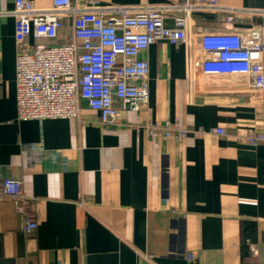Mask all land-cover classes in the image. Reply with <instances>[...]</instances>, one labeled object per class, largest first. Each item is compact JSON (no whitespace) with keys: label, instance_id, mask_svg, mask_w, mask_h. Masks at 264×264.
<instances>
[{"label":"crops","instance_id":"crops-1","mask_svg":"<svg viewBox=\"0 0 264 264\" xmlns=\"http://www.w3.org/2000/svg\"><path fill=\"white\" fill-rule=\"evenodd\" d=\"M71 1L135 11L179 0ZM13 8L0 0V179L22 181L37 228L25 232L0 198V264H187L185 253L194 264H264V144L244 138L264 130V104L251 101L248 80L194 73L186 43L158 40L139 53L147 102L133 110L115 99L117 123L83 100L74 117L19 120ZM259 9L264 0H220L191 12L190 31L264 28ZM162 14L174 25L176 11ZM62 23L52 42L70 40L71 17ZM175 122L184 136L148 131Z\"/></svg>","mask_w":264,"mask_h":264},{"label":"built area","instance_id":"built-area-1","mask_svg":"<svg viewBox=\"0 0 264 264\" xmlns=\"http://www.w3.org/2000/svg\"><path fill=\"white\" fill-rule=\"evenodd\" d=\"M220 0H179L160 7L132 11L121 5L97 7L88 1L78 7L71 0H52L51 7H35L32 0H14L15 85L19 120L74 117L79 102L98 111L100 122H118L119 108L137 110L148 99V63L139 53L150 44L165 40L189 47V61L194 73L210 76L242 77L248 80L251 101L264 104V28L252 27L245 32L231 30L190 31L189 19L195 10L217 9ZM176 11L174 25L165 24L162 11ZM258 12L264 15V9ZM71 17L70 40L52 42ZM225 16V23L231 21ZM48 40L30 44L28 37ZM134 80L136 82H130ZM151 134L184 136L177 122L162 127L148 125ZM217 133L224 130L218 128ZM245 140L264 144V130H252ZM10 197L14 210L23 218V230L37 228L33 197L23 191L17 178L0 179V198ZM192 253H185L187 264Z\"/></svg>","mask_w":264,"mask_h":264}]
</instances>
